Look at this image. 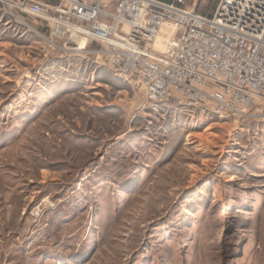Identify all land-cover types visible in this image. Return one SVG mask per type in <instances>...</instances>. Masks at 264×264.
<instances>
[{
    "label": "rangeland",
    "instance_id": "374dc122",
    "mask_svg": "<svg viewBox=\"0 0 264 264\" xmlns=\"http://www.w3.org/2000/svg\"><path fill=\"white\" fill-rule=\"evenodd\" d=\"M22 18L0 10V264H264L260 109L150 101Z\"/></svg>",
    "mask_w": 264,
    "mask_h": 264
},
{
    "label": "built area",
    "instance_id": "2783aa9c",
    "mask_svg": "<svg viewBox=\"0 0 264 264\" xmlns=\"http://www.w3.org/2000/svg\"><path fill=\"white\" fill-rule=\"evenodd\" d=\"M198 2L0 0V10L28 27L22 15L47 24L49 42L65 41L68 52L91 54L99 44L104 66L142 81L150 101L221 120L247 119L255 109L264 115V0H220L212 17Z\"/></svg>",
    "mask_w": 264,
    "mask_h": 264
},
{
    "label": "trees",
    "instance_id": "16d2710c",
    "mask_svg": "<svg viewBox=\"0 0 264 264\" xmlns=\"http://www.w3.org/2000/svg\"><path fill=\"white\" fill-rule=\"evenodd\" d=\"M198 12H199L201 15H203V16L205 15L201 10H200V11L198 10ZM208 16H209V17H212L213 14H212V15H208Z\"/></svg>",
    "mask_w": 264,
    "mask_h": 264
},
{
    "label": "bare ground",
    "instance_id": "6f19581e",
    "mask_svg": "<svg viewBox=\"0 0 264 264\" xmlns=\"http://www.w3.org/2000/svg\"><path fill=\"white\" fill-rule=\"evenodd\" d=\"M83 40L85 41V39H82V41H83ZM82 41H81V42H82ZM81 42H80L79 44H81ZM80 46H81V45H80ZM156 46H158L159 48H161V44H160V45H158V43H157V45H156ZM160 50H161V49H160ZM162 50H163V48H162Z\"/></svg>",
    "mask_w": 264,
    "mask_h": 264
},
{
    "label": "crops",
    "instance_id": "0c3cea01",
    "mask_svg": "<svg viewBox=\"0 0 264 264\" xmlns=\"http://www.w3.org/2000/svg\"><path fill=\"white\" fill-rule=\"evenodd\" d=\"M161 2L168 3L170 0H160Z\"/></svg>",
    "mask_w": 264,
    "mask_h": 264
}]
</instances>
